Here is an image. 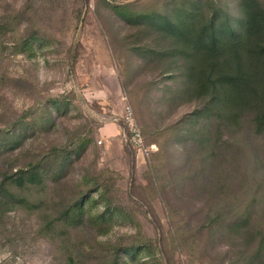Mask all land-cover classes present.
<instances>
[{"label": "rangeland", "instance_id": "1", "mask_svg": "<svg viewBox=\"0 0 264 264\" xmlns=\"http://www.w3.org/2000/svg\"><path fill=\"white\" fill-rule=\"evenodd\" d=\"M196 5L237 16V0H0V264H264V131L246 114L213 143L182 62L153 55L169 44L136 19ZM34 164L41 183L4 181ZM87 192L83 222L62 218Z\"/></svg>", "mask_w": 264, "mask_h": 264}, {"label": "trees", "instance_id": "2", "mask_svg": "<svg viewBox=\"0 0 264 264\" xmlns=\"http://www.w3.org/2000/svg\"><path fill=\"white\" fill-rule=\"evenodd\" d=\"M111 10L127 23L132 22L134 14L125 6L114 5ZM136 19L144 20L142 25L150 26L169 44L168 51H155L153 55H165L182 62L183 93L198 102L191 117L196 122H212L213 143L220 141L223 130L232 133L238 129L246 114L251 116L255 134L264 131V6L259 0H237V16L229 15L222 8H213L206 15L203 8L196 5V11L178 12L172 19H155L147 14ZM208 131L202 128L196 132L199 146L209 141L211 131L209 134ZM79 143L84 147L89 139ZM67 157L69 155L65 159ZM3 179L21 189L26 182L41 183L42 174L39 165L34 164L27 170L17 171L13 178L4 176ZM4 183L0 184V190ZM90 197L88 192L78 197L63 211L62 218L83 222ZM116 211L117 208L105 206L92 224H105L106 217L111 218ZM132 251L133 248H123L120 255H129ZM112 264L124 263L114 259Z\"/></svg>", "mask_w": 264, "mask_h": 264}, {"label": "built area", "instance_id": "3", "mask_svg": "<svg viewBox=\"0 0 264 264\" xmlns=\"http://www.w3.org/2000/svg\"><path fill=\"white\" fill-rule=\"evenodd\" d=\"M122 119H123V123L127 127V135H128L129 143L134 148L139 150L140 152L146 154L147 150L143 146L140 132H139V130L137 129V127L135 126V124L133 122L132 113H131V111H130V109L128 107L125 109V112H124V115H123Z\"/></svg>", "mask_w": 264, "mask_h": 264}, {"label": "crops", "instance_id": "4", "mask_svg": "<svg viewBox=\"0 0 264 264\" xmlns=\"http://www.w3.org/2000/svg\"><path fill=\"white\" fill-rule=\"evenodd\" d=\"M112 130L116 131V128L114 129L113 126H111L110 124L108 126H103L101 127L100 131H101V134L103 133H106V132H111Z\"/></svg>", "mask_w": 264, "mask_h": 264}]
</instances>
